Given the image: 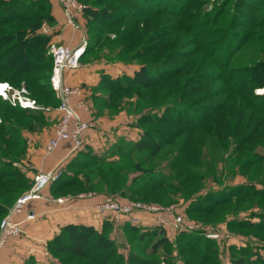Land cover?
<instances>
[{"label":"trees","instance_id":"16d2710c","mask_svg":"<svg viewBox=\"0 0 264 264\" xmlns=\"http://www.w3.org/2000/svg\"><path fill=\"white\" fill-rule=\"evenodd\" d=\"M80 1L84 5L83 11L87 20L86 52L93 51L95 53L98 49L106 46L107 55L118 50L116 57L125 60V63L129 60L142 58V56L150 58V61L140 63V67L133 76L126 74L117 77H111L107 74L101 76L100 84L107 89L106 104L112 109L118 110L122 97L127 95H136L137 98L144 95V99H147L144 101L153 103L154 100L149 99L151 96L143 90L159 86V82L163 81L164 75L169 72L171 78H177L180 73L179 69L164 63L169 56L176 55L180 48L175 47L174 49V39L171 40V45L168 44L169 46L162 47L161 43L171 35V29H175V27H172L170 23L157 25L158 16L161 14L181 16L178 5L183 7L184 4L192 3V1ZM208 1L199 0L198 9L191 10L190 16L192 18L198 17L191 21L187 27L190 35L187 40L195 42L194 39L199 36L216 35L214 38H218V43L222 44L223 42L226 47L230 48L236 47L235 55L241 51L243 46L240 42H244V39L247 42L249 35H254L253 40L257 43L259 41L264 42V31H261L262 33L254 32V25L264 29V0H222V5L216 3L212 10L214 9V13L220 11V15L225 12L228 3L235 6L231 15L224 20L225 25L221 29L208 25L213 20H208L209 12L202 9V4ZM51 21L52 16L48 0H0V82H9L14 87L24 86L29 96L39 106L43 107L47 105L56 107L58 105V99L49 83L52 59L47 53V44L50 37L48 34L37 31L38 28L41 29L43 25L50 24ZM213 23H216L215 18ZM120 24L122 27L119 29ZM148 24L150 27H147ZM208 27L209 29L212 28L210 34L207 33ZM111 33L114 34L113 38L110 37ZM263 45H247L245 49L252 57L248 55L244 57L241 53L234 56L232 61L233 54H231L230 59L225 56L226 64L221 67L228 72V75L233 73V76H239L242 74L241 72H249V76L246 75L245 79H241L242 75L239 80H234L236 81L235 84L245 83V88H229L230 91L234 92L231 95L238 98L236 103L241 104L237 106L240 112L246 116V120H242L243 122L241 121L237 130L234 131L236 134L237 131L242 132L243 130V135L237 140L241 144L239 146L238 143L234 145L236 146L233 150L235 151V155H233L235 160L247 151V143L251 140L247 139L249 134L247 131H252L255 128L254 113L249 109L264 114V111L259 108L261 103H264V92H256L254 87L260 84L264 86V57L261 55V52H264ZM203 50L208 53L211 50L213 56L212 49L204 46ZM164 51L166 54L165 58L162 59L161 52ZM247 57L249 58L247 59ZM245 58L246 61L250 62L249 65L240 61ZM201 74L217 75L216 80H223L224 78L223 74H215L210 68L207 73L200 72L196 76H190L188 83L186 81L181 82V86L184 84L183 87H187L188 95L197 91V89H192L194 87L192 84L197 82L196 77L198 79ZM247 85L250 86L246 87ZM160 86L164 88L165 85L161 84ZM132 90L135 92L132 93ZM150 90L152 91V89ZM164 93V96H169L172 92H168V88H166ZM207 96L205 95L203 98ZM168 101L167 99L161 102L164 104V108L160 115L151 111L139 114L137 126L141 129L140 137L137 141L120 140L115 144L110 153L116 154L117 160H108V155L97 156L90 152L78 157L76 155L67 164L66 171H69L70 175H66L62 179L64 187L70 188L75 193L94 191L125 199L168 204L167 199L170 198L172 192L184 189L183 184L196 176L197 169L201 173V159H198L193 145L189 146L190 148L187 147L188 144L197 143L198 148H200L201 143L196 142V138L193 139L192 135H188L183 140V146L188 149H185L183 154L177 153L169 161L171 165L174 164L176 171L168 180L164 179V176H159L156 157L165 145L172 143L181 134L193 132L192 127L201 128L208 119L206 118L208 111L203 112L206 115L204 118L197 120L194 116H199L202 111L194 115L192 108L180 106L177 100ZM205 108L212 109L211 106ZM43 110L46 111L45 109L12 106L0 97V220L14 204L16 198L30 187V182L24 173L13 164L24 155L25 151V141L18 136V128L33 123L43 124ZM214 112H223L220 114L225 116L226 120L231 117L230 114H233L228 107H217V105ZM216 114L211 116H218ZM234 115L238 116L240 113ZM211 116L208 119L210 121ZM223 119L225 118L220 120ZM179 121L184 122L186 126L169 128L160 125ZM261 156L264 157L263 154ZM247 160H249L247 161L249 165L254 163L251 159ZM144 163H147L148 166H144ZM138 171L142 174L138 176L134 174L133 177L129 178L130 174ZM233 190L242 191L234 193ZM241 194H243L242 200L264 195V185L258 188L250 181L247 184L227 188V190L222 189L198 196L193 203H189L184 209L185 215L215 225L223 220L220 219L221 216L213 215L219 213L218 208L224 207L225 204L231 202L233 197ZM211 216H214L216 220H212ZM253 226L249 223L244 224V227L248 228ZM236 227L239 228V226ZM123 228L125 233L137 235L136 240H139L140 249L142 248L143 251L147 250L146 244L149 243L151 250L165 249L164 253L162 256L148 258L129 249L125 257L120 251L121 245L109 235L108 231L105 229L98 230L91 225L82 223H68L61 226L58 233L47 242L46 249L50 256L59 261H81L82 264H119V262L124 264L125 260L129 264H176L178 260L183 264H217L218 262L217 244L214 239L205 237L200 230L180 231L175 235L174 240L170 241L165 235L163 227L159 225L142 230L139 226L125 223ZM174 249H176V253H174ZM232 250L234 256L232 255L231 264H264L261 259H253V253L245 247H234ZM213 258L216 259L214 263ZM54 260L50 259L45 264H55ZM28 264L39 263L28 259Z\"/></svg>","mask_w":264,"mask_h":264},{"label":"rangeland","instance_id":"374dc122","mask_svg":"<svg viewBox=\"0 0 264 264\" xmlns=\"http://www.w3.org/2000/svg\"><path fill=\"white\" fill-rule=\"evenodd\" d=\"M185 1H192V3H187L186 5L184 4L183 7H181V5H178L179 13L181 14V16L161 14L160 16H158L159 22H157V25L170 23L172 27H175V29H171V35L168 38H165V40H163L161 43L162 47L168 44L171 45V40L174 39V49L175 47L180 48V51L176 53V55H174L173 57L169 56L167 61L163 60L166 65H169L170 67H175L180 70V73L178 74L177 78H171V73L169 72L164 75V80L159 82V86L157 85L149 89L143 90V92L151 96V98L149 99L154 100L153 103L146 102L147 99H144V95H141V98H137L136 95H127L130 97L123 96L121 100V103L124 102V106L127 108L128 112H133L138 116L139 114L146 113L149 111L154 112V114L156 115L162 114L164 104H161V102L167 99L169 100L168 102H173L177 100L180 106L192 108L194 111V115H197L199 112L202 111L199 116H194V118L197 120L204 118L206 115H208L206 116V118L209 119V116L213 115L214 113H217L216 115L218 116H211V121L207 119L203 123V126H201V128L192 127L193 132L191 131L189 132V134H181L180 137L176 138L172 143L165 145L163 148L160 149V154L156 157V165L157 167H159L158 170L160 173L159 176H164V179L166 180L171 179V176L176 171L174 164L171 165L169 161L173 159V157H175L177 153L183 154L185 149H188L187 147L193 145L198 159H201V173L199 172V169H197L196 176L194 178H191V180H189L187 183L183 184L184 189L172 192L170 198L167 199L168 204H176L183 207L184 209H186L189 203H193L198 198V196H203L206 193L216 192L222 189L227 190V188H232L241 184H247L250 181L253 183V185L258 188H261L264 185V157L261 156L262 154L264 155V114L256 113L253 109H249L254 113L253 122L255 124V128H253L252 131H247L249 133L247 139L251 140L247 143V151L244 153L243 156H239V158L236 160L233 156L235 155V151L233 150L236 147L234 145L236 143H238V146L241 144V142H237V140L241 135H243V130L242 132L237 131L236 134H234V131L235 129L237 130V127L242 120H246V116L242 112H240L237 106H240L241 104L236 103L238 101V98L235 95H231V93L234 92L230 91L229 88H245V83L235 84L234 82L236 81L234 80H239V77H241L242 75L243 77H241V79H245L246 75L249 76V72H241L242 74H239V76H233V73H229L228 75V72H226L225 69L221 68L226 64L225 59L231 58V54H233L231 58L232 61L234 60V56H238L241 53H243L242 56L244 57L246 55L251 56L248 50L245 49L247 45H263L264 42L259 41V43H257L253 40L255 36L249 35V40L247 42H245V39V43L240 42L243 44V46L241 48V51L235 55L236 47L230 48L226 47L223 42L222 44L218 43V38H214L216 37V35H207L206 37L202 35L198 38L195 37V42L187 40L190 38V35L188 33L189 30L187 29V27H189L188 25L191 21H194L195 18L198 17L196 16L192 18V16H190V12L191 10L198 9L197 5H199V0ZM221 1L222 0H209L208 2H204L202 4V9H205L207 12H209L208 20L214 21V18L216 20V23H213V21H211L208 24L210 27L216 26L221 29L225 25L224 20H226V18L229 17L235 9V6L233 4L228 3L225 12L223 14L221 13L222 15L219 14L220 11H216V13H214V9L212 10V8L216 3L222 5L223 2ZM121 27L122 25L120 24L118 28L120 29ZM147 27H150V25L148 24ZM254 27V32L256 33H262L261 31H264L263 28H260L255 25ZM41 29L38 28L37 31H41ZM211 29L212 28L207 31L208 34L211 33ZM198 33L200 32L198 31ZM110 37L113 38L114 34L111 33ZM204 46L212 49L213 56L211 55V50L210 53L203 50ZM104 47L106 46H103L102 49H98L95 53H93V55L96 58H100L101 55L105 53ZM117 52L118 50H115L113 52H110L108 55L107 53H105L104 56L107 55L109 61L117 60L122 62L124 61L125 63V60H120L116 57ZM161 54L162 59H164L166 54L165 51L161 52ZM261 55H263L264 57V52H261ZM253 57L256 58V56ZM248 58L249 57H247V59ZM149 59V57L142 56V58L129 60L126 62L129 64L140 65V63L143 61H150ZM247 59L245 58L244 60L240 61L249 65L250 62L246 61ZM136 67L139 68L140 66ZM209 68L215 74H223V80H216L215 77H217V75L201 74L200 76H198V79L196 77L197 82L192 84V87L194 86L192 89H197V91L188 95V93L186 92L187 87H183L184 84L183 86H181V82L183 83V81H186V83H188L190 76H196L200 72L207 73V70ZM135 71L133 72V75ZM161 84L165 85L164 88L160 86ZM248 86L250 85H247L246 87ZM259 86L260 88H258ZM254 87L256 88V91H258V89H261L260 91L264 92L263 85L260 84ZM166 88H168V92H172V96L171 94L169 96H164V91ZM150 89H152V91ZM133 92L135 91L132 90V93ZM205 95L208 96L203 98ZM216 105L217 107H228L232 110L233 114L229 113L231 117L226 120V117L220 114L223 112H214V108ZM208 106H211L212 109L209 110L205 108ZM259 108L260 110L264 111V103H261ZM205 111H208L206 112V115H204L203 113ZM237 113H240V115H234ZM223 117L225 119L220 120ZM160 125L169 128H183L186 126L184 125V122L180 121ZM188 135H192L193 139L196 138L195 141H199V144L201 143L199 146L201 147L198 148L197 143H193L190 145L188 144L187 147H184L182 142L183 140H185L186 137H188ZM252 154L254 155L251 156ZM247 159H251V161L254 163H250L249 165V163H247V161L249 160ZM242 162H244V164H241ZM143 165L148 166L147 163H144ZM195 167L197 168V166ZM134 174L138 176L142 173H140V171L132 173L129 175V178L133 177ZM241 191L242 190H233L234 193H240ZM242 199L243 194L237 197H233L230 203L225 204L224 207L218 208L219 213L217 215H213L221 216L220 219L223 220L220 221L221 223L219 222L215 225L204 223L203 221H201L202 219L199 218L198 220L195 217L187 216L188 219H191L196 222L195 225H197L198 228H195V230H200L203 235L207 231L217 232L220 234L218 238L214 239L218 247L217 264H231L233 260L232 249L234 247H245L253 253V259L256 258L257 260L261 259L262 261H264V195L254 196L252 198H249L248 200ZM214 216H211L212 220H216ZM245 223H249L251 224V226H253V224L256 225L251 228H248L244 227ZM236 226H239V228ZM202 228L205 229V231H203ZM168 232L170 234L173 233L170 230H168ZM136 239L137 235L129 232L125 233V238L123 240L116 239L117 242L121 245L120 251L124 254L125 257L127 256L129 249L132 251H137L141 253V255H143L144 257L148 258L154 256H162V253H164L165 251V249L151 250V244L149 243L146 244V248L148 247L147 250L143 251L142 248L140 249L141 245L139 240ZM142 252H145V254H142ZM174 253H176V249H174ZM51 259H55V264H82L81 261H59L57 258H53L52 256ZM212 261L214 263L216 259L213 258ZM119 264L123 263L119 262ZM124 264H129V262L125 260ZM176 264L183 263L178 260Z\"/></svg>","mask_w":264,"mask_h":264},{"label":"crops","instance_id":"0c3cea01","mask_svg":"<svg viewBox=\"0 0 264 264\" xmlns=\"http://www.w3.org/2000/svg\"><path fill=\"white\" fill-rule=\"evenodd\" d=\"M48 2L52 21L45 24L41 32L49 35V42L72 47L80 45L84 40L87 43V20L84 11L77 18L80 27L75 29L67 24L59 0ZM104 52H108L106 47ZM93 53L84 50L79 66L63 73L64 83L81 87L82 98L91 107L89 111L77 107L79 96H72L71 102L81 118L89 120L93 117L98 122L96 128L85 131L84 146L73 150L70 142L63 141L52 151L46 150V142L52 135L59 116L56 110H43L44 123L41 125L29 123L28 126L18 128V136L25 141V151L13 164L24 173L30 187L38 173L54 170L55 173L58 172V176L42 189L39 198L28 200L20 212L11 214L12 219L20 223L22 232L10 237L0 250V264H28V259L39 264L47 263L51 259L46 249L47 242L58 233L61 226L68 223L91 225L98 230L105 229L112 238L121 240L125 238L123 225L129 222L123 218L118 221L111 220L108 215L100 213L96 208L107 194L94 191L75 193L62 184V179L70 175V172L66 171L67 164L76 155L78 157L90 152L97 156L108 155V160H117L118 156L110 153L114 145L120 140L137 141L141 134V129L137 126L138 115L128 112L124 102L120 103L118 110L107 105V89L100 84L103 74L111 77L121 74L132 76L139 65L117 60L109 61L108 56H104L105 53L96 58ZM29 215L32 217H28ZM138 216L142 219L138 225L142 230L156 226L151 215L140 213ZM164 231L169 240L173 241L175 236L167 229Z\"/></svg>","mask_w":264,"mask_h":264},{"label":"built area","instance_id":"2783aa9c","mask_svg":"<svg viewBox=\"0 0 264 264\" xmlns=\"http://www.w3.org/2000/svg\"><path fill=\"white\" fill-rule=\"evenodd\" d=\"M59 2L67 24L75 29L79 28L80 25L77 18L84 10L83 3L80 0H59ZM85 47V40L76 47L56 42H49L47 44V53L52 59L49 83L55 97L58 99L56 107L39 106L29 96L24 86L14 87L9 82H0V85H5L4 90L0 92V97L8 101L12 106L45 109L46 111L56 110L59 113L52 135L48 138L45 145L47 151H52L63 141L70 142L73 150L80 149L84 146L85 131L98 126L97 120L93 117L89 120L82 119L71 102L72 96H79L76 102L77 107L88 111L91 110L90 105L82 98V88L79 86H69L63 81L64 71L76 69L79 66ZM57 176L58 172L55 173L54 170L38 173L34 177L31 187L16 199L9 212L2 217L0 220V250L10 237L17 236L22 232L20 223L14 221L11 214L13 212H20L28 200L39 198L42 189ZM96 208L100 213L108 215L111 220L118 221L123 218L135 226L141 224L142 219L138 216L140 213L149 214L153 217L156 225L172 231L174 236L180 231H192L198 228L195 225L196 222L186 217L184 208L176 204L143 202L106 195L97 204ZM28 217L31 218L32 215ZM204 235L211 239L220 236L217 232L209 231Z\"/></svg>","mask_w":264,"mask_h":264},{"label":"bare ground","instance_id":"6f19581e","mask_svg":"<svg viewBox=\"0 0 264 264\" xmlns=\"http://www.w3.org/2000/svg\"><path fill=\"white\" fill-rule=\"evenodd\" d=\"M4 88H5V85H0V92H2V91L4 90ZM260 90H261V89H260ZM260 90L258 89L257 92H259Z\"/></svg>","mask_w":264,"mask_h":264}]
</instances>
